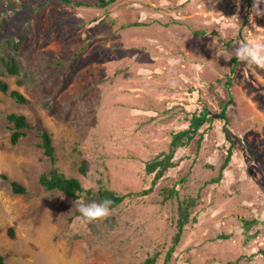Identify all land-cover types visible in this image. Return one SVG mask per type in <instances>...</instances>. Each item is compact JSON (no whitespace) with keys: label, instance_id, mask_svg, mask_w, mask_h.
<instances>
[{"label":"rangeland","instance_id":"obj_1","mask_svg":"<svg viewBox=\"0 0 264 264\" xmlns=\"http://www.w3.org/2000/svg\"><path fill=\"white\" fill-rule=\"evenodd\" d=\"M252 3L117 0L96 8L61 0L0 2L8 9L0 42L27 30L15 53L21 76L0 73L9 91L29 100L18 103L0 90V175L9 177H0V253L8 264H143L156 250L162 253L157 264H264V68L234 55L239 43L264 41V17L250 15ZM134 22L142 25L122 27ZM229 77L228 125L216 118L200 130L202 142L196 135L177 148L178 167L148 196L126 199L108 216L85 222L75 215L77 200L40 184L39 176L57 167L94 191L150 187L148 162L169 153L193 112L221 111L230 101ZM11 113L26 115L35 128L15 146ZM39 127L52 134L55 162L39 147ZM83 160L86 176L79 171ZM181 178L179 197L163 204L161 188ZM12 180L28 193L14 194ZM185 197L196 199L197 222L166 261ZM242 218L252 224L244 226Z\"/></svg>","mask_w":264,"mask_h":264},{"label":"trees","instance_id":"obj_2","mask_svg":"<svg viewBox=\"0 0 264 264\" xmlns=\"http://www.w3.org/2000/svg\"><path fill=\"white\" fill-rule=\"evenodd\" d=\"M2 0H0L1 2ZM49 1V0H47ZM65 3L74 4L76 6H85V7H96V8H106L109 5L113 4L117 0H93V1H75V0H61ZM46 2L40 4L43 6ZM24 7V6H22ZM8 12V9L3 8L0 9V25L2 28H5L6 18L4 17L5 13ZM141 22L134 23H126L123 24L122 27H133L140 26ZM27 30L21 34L19 38L14 36H10L0 42V53L2 51L5 54H0V59L3 64V71L0 73L7 72L12 76H21L23 65L22 62L15 56V53H18L23 45L25 39V33ZM196 34H206L204 31H197ZM233 62L237 64V59L234 58ZM235 67L231 69V75L235 74ZM232 77H229V80L226 84V88L230 94V101L226 103L220 104V112L218 114H212L210 110L205 109V111H201L200 113L193 112L192 121L190 127L187 130L179 132L175 134L174 140L171 143V149L169 153H165L162 156H158L148 162L147 170L150 174H154L153 180L151 181V186L148 188L141 189L136 192H129L127 194H119L118 192L108 189L106 187H99L96 191L92 189H85L82 185V182L77 177H69L65 173L61 172L57 167H53L49 172L43 173L39 176V182L42 187L47 191H61L67 197H70L74 200L85 199L88 202L92 201H102L103 199H110L112 204L110 205V210L117 208L119 205L124 203L126 199H134L137 197H145L151 194L154 191V188L158 185L159 181L166 177L167 171L170 169L176 168L179 165V162L175 160V154L177 148L188 145L191 140L199 135L200 142L204 139V133L200 132L209 122H211V126L216 118L222 120L224 125H228L229 118L227 116L228 106L232 100ZM21 83V81H20ZM0 90L3 93H9V95L15 99L18 103L27 104L29 100L21 94L19 91L13 90L9 91V85L7 82L0 80ZM199 104V101H198ZM210 116H212V120H210ZM7 120L9 123V128L11 131L10 141L12 145H17L21 142L23 138L27 136L28 131H33L34 125L29 121L26 115L11 113L7 116ZM208 129V128H207ZM37 137L41 140L39 147L44 151L45 155L48 156L53 162L55 159V146L53 144L52 134L42 128L37 129L36 133ZM227 139H229L228 134H226ZM233 145V143H232ZM233 155V146L228 150V155L226 156L225 162L221 168V171L226 170L228 167L231 157ZM79 171L83 176H86L89 171V164L87 161L83 160L82 164L79 167ZM1 179L9 180V177L6 174L0 175ZM184 178L179 179L175 183L170 186H166L161 188L159 191L162 196L161 202L163 204L168 201L174 199L175 197H179V189L178 186L183 184ZM11 189L14 194L24 195L28 193V189L23 184L18 181H10ZM196 206V199L192 197H185L184 199L179 200L178 205V217H177V230L173 236L172 245L167 252L166 261H169L175 251V247L181 242L185 229L191 223L197 222V217L192 216V209ZM76 216H81L79 210L75 214ZM96 221V220H95ZM244 226H249L252 224L251 221L241 219ZM94 222V221H92ZM9 235L13 236V229H9ZM264 254V251L261 252ZM161 251L156 250L153 254H149L143 264H157ZM0 264H7L3 255L0 254Z\"/></svg>","mask_w":264,"mask_h":264},{"label":"clouds","instance_id":"obj_3","mask_svg":"<svg viewBox=\"0 0 264 264\" xmlns=\"http://www.w3.org/2000/svg\"><path fill=\"white\" fill-rule=\"evenodd\" d=\"M236 2L238 7L240 0H236ZM261 5H264V0H253L250 15L264 17V8H262ZM234 55L238 60L243 61L248 65H255L264 68V41H245L239 43L234 49ZM224 58L226 60L231 59V57L227 55H224ZM194 98H196V102L198 103L196 95L192 97V101ZM84 187L87 189L88 185H85ZM111 204L112 201L110 199H103L99 202L92 201L89 203H83L79 200L76 201V206L81 213L80 218L85 222H92L108 216Z\"/></svg>","mask_w":264,"mask_h":264},{"label":"crops","instance_id":"obj_4","mask_svg":"<svg viewBox=\"0 0 264 264\" xmlns=\"http://www.w3.org/2000/svg\"><path fill=\"white\" fill-rule=\"evenodd\" d=\"M41 241H42V238H41ZM1 254V253H0ZM2 255V254H1ZM5 258V257H4ZM5 261H6V259H5ZM7 263V262H6ZM8 264V263H7Z\"/></svg>","mask_w":264,"mask_h":264},{"label":"built area","instance_id":"obj_5","mask_svg":"<svg viewBox=\"0 0 264 264\" xmlns=\"http://www.w3.org/2000/svg\"><path fill=\"white\" fill-rule=\"evenodd\" d=\"M193 101L195 102L196 101V98H194Z\"/></svg>","mask_w":264,"mask_h":264}]
</instances>
